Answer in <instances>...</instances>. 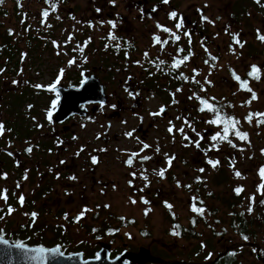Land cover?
Segmentation results:
<instances>
[{
    "label": "flooded vegetation",
    "instance_id": "af4514ba",
    "mask_svg": "<svg viewBox=\"0 0 264 264\" xmlns=\"http://www.w3.org/2000/svg\"><path fill=\"white\" fill-rule=\"evenodd\" d=\"M199 1L4 0L0 4V124L4 126L0 135V181L7 180L1 173H6L9 167L17 170L26 166L23 161L28 157L31 162L37 158L35 172H42L48 182L37 186L33 181L32 189L38 191L35 200L49 194L54 199L65 198L68 204L75 199L76 188L80 186L83 192L87 188L95 189L99 197L124 196V206L132 210L136 205L141 206L143 214L149 202L153 204L150 184L173 183L166 188L168 196L160 190L158 200L163 212L157 214L160 224L165 225L164 236L173 242H161L157 254L154 248L139 247L131 251L124 245L111 258L145 248L158 261L144 264H264V203L261 202L264 189L247 191L244 171L224 164L227 158L228 161L233 158L234 164L235 158L209 151L214 144L222 148L226 142L211 140L224 125L211 124L214 129L201 130L204 123L210 125L207 121L214 119L216 113L200 111L203 106L200 101L206 100L221 116L228 118L232 114L239 121L236 129L248 121L249 114H254L251 122L258 129L250 135L249 141L254 139L256 145L258 141L263 142L259 135L264 124L259 121L264 120V115H256L257 111L235 115L231 102L210 92L220 73L247 92L241 83L247 81L249 88L257 84L260 78L249 76V72L253 65L259 68L260 56L248 41L242 43L248 26L230 23L231 19L241 23L239 16L246 13V8L235 5L232 10H213L209 4L198 6ZM247 1L251 6H259L255 0ZM52 3H56L55 11ZM259 9L264 12L261 5ZM44 11H48L47 17L43 16ZM172 12L177 13L174 19L170 18ZM181 18L183 24L177 28ZM157 25L170 32L162 31ZM172 33L180 39L176 40ZM259 36L256 43L260 45ZM154 37H159L161 44H157ZM245 46L249 52L247 57L243 55ZM40 47L50 49L55 58H52L49 85L45 90L39 84L40 74L36 78L27 76V72L22 73L25 65L21 67L22 48ZM252 53L256 62L242 61L240 70L229 68L231 58L240 56L245 60L252 57ZM185 57L179 68L172 67L176 60ZM233 72L241 78L239 81ZM58 79L56 90H49ZM80 88L87 97L69 100L58 116L62 121H54L59 92L67 96ZM40 97L45 98L42 103L45 117L36 120L34 127L19 126L15 119L20 117V105H27L29 114H36L39 107L33 100ZM53 101H56L54 108ZM250 101H254L252 93ZM249 104V101L241 103L244 107ZM161 108L164 111L160 115H153ZM43 124L46 125L42 130L46 128L47 132L40 129ZM170 127L173 128L171 133ZM180 128L184 129L183 133ZM185 135L189 139H184ZM232 139L246 143L235 138L230 130L228 140ZM143 144L151 147L141 152ZM29 148L31 152L27 151ZM263 148L257 147L256 155L262 157ZM133 153L139 156L134 157L129 166L126 161ZM237 153L239 158L245 157L241 155L244 152ZM143 156L152 159L143 161ZM214 156L222 157L217 164L219 170L204 166L209 160L213 161ZM93 157L96 163L92 162ZM169 157H175L172 162L176 163V168L170 166L160 177L157 173L169 166ZM198 165L204 166L202 172L201 168H196ZM237 171L240 177L235 175ZM183 180V184H178ZM207 181L214 184L211 189L205 185ZM215 186L221 188L215 189ZM237 188L243 189L239 195ZM254 191L259 194L258 198L253 195ZM178 193L184 198L182 211L177 206ZM4 194L5 186H0V196ZM145 200L148 203H144ZM166 204H171L172 208ZM193 205L202 208L203 213L192 211ZM60 211L64 218L65 211ZM65 219L73 221L69 216ZM118 220L127 225L136 224L132 216H121ZM35 235L34 230L29 232L25 228L14 234L6 227L0 228V237L18 244L23 243L11 238L33 240ZM110 236L115 237V231ZM180 239L187 242H179ZM23 245L33 246L28 242ZM96 250L97 247L90 258L96 256Z\"/></svg>",
    "mask_w": 264,
    "mask_h": 264
},
{
    "label": "rangeland",
    "instance_id": "374dc122",
    "mask_svg": "<svg viewBox=\"0 0 264 264\" xmlns=\"http://www.w3.org/2000/svg\"><path fill=\"white\" fill-rule=\"evenodd\" d=\"M207 2V3H206ZM198 6L209 4V8L213 10H232V7L235 8V5H239L240 7L246 8V13H244L240 17L241 23H237L231 19V24L233 25H245L248 28L244 31V41H248V43L254 46V50L260 56L259 60V68L261 69V76L256 85H250L252 92L256 94V99L251 102L250 96L252 92H245L237 88L236 84L229 79L226 75H220L215 79L214 88L210 91L215 97H222L229 102H231L233 106V113L235 115H245L250 111H257L258 113H264V41L258 40L260 45L256 43L257 35H264V12L259 9L257 6H251L247 0H200L198 2ZM233 14V12H232ZM221 23V22H220ZM219 23V24H220ZM249 45V47H250ZM246 47L243 49L244 57H247L249 52L246 51ZM50 49L47 48H38L35 50H28L26 48H22L21 58L24 62H21V67L25 65L26 69L22 70V73L27 72V76L31 75L36 78V75L40 74L39 84L44 87L49 85L48 73L52 66V56ZM27 51V52H25ZM254 53V51H253ZM252 57L246 58L242 60V57L237 56L230 59L229 68L234 70V67L238 70L241 69V62L252 61L256 62V57L253 55ZM37 56V57H36ZM28 57V59H26ZM38 58V60H37ZM17 67V66H16ZM18 72V69H17ZM45 75V76H44ZM48 79H47V78ZM57 80H54L53 83H56ZM250 101V104L247 107L241 105V103H245ZM34 103H37L39 107L38 112L36 114H29L27 109V105L21 107L18 110L20 117H16V123L19 126L23 127H34L36 120H42L45 117V113L42 110H45L43 102H45V98H37V100H33ZM253 119H255L254 114H252ZM233 118L231 114L228 118ZM235 119V118H234ZM50 122V120H49ZM40 125V124H38ZM43 124L40 129L45 126ZM208 127L213 126L207 125L204 123L201 126V130L206 131ZM214 129V128H213ZM223 127L220 129L221 135ZM258 129L256 124L253 122L244 121L241 123V126L236 129L240 132L248 133L247 131H252L249 134L253 136L255 130ZM233 131V136L237 138L235 135L234 129H230ZM41 132L40 130H38ZM42 131L47 132L46 128ZM258 133V132H257ZM262 136V140L258 141L257 145L254 142V139L251 140L253 144L248 145L247 143H241L236 140H230L231 144L227 141L223 144L222 148L216 145V147L212 146V150H209L213 153L218 154H228L230 158L234 157L235 162L230 159L224 163L229 164L230 168L241 169L244 171L245 175V189L252 190L253 188H258L264 180L260 178L259 170L261 167H264V148L260 154L258 153L257 147H264V125L260 128V135ZM201 139V138H200ZM258 140V138H257ZM232 145H235L233 147ZM254 151V152H253ZM237 152H244L241 155L245 157H238L236 155H240ZM250 153L255 155H249ZM222 157H213V161H221ZM243 161L238 166L240 161ZM37 158L30 161L29 157L23 161V164L26 163L24 167H18L17 170H14L12 167H9L6 173H1V176H6L7 180L2 182L0 181L1 188L5 186V194L8 199L5 201L0 198V228H8L12 234L18 231V229L25 228L29 232L35 231V234L43 235L45 237V247L59 246L52 245L49 243V240H55V234L58 235L60 241L65 246L64 252L75 253L80 252L83 254L84 258H90L93 250L97 247L98 243L105 242L111 245L110 256H113L119 253L123 246L125 245L129 250H136L139 247H149L154 248L153 252L157 254L159 252V245L161 242L166 241L168 244H171L173 241L171 239H167L164 236V224H160L157 219V214L162 215V209L159 206L162 203H159L158 196L160 194V190H162L161 194L168 196L169 192L166 189L171 185L167 183H152L150 184V195L151 200H153V206L149 202V206L147 208L146 213L143 214L141 206H135L134 210L129 208L128 206H124V196L113 194L111 197L101 196L99 197L96 194V190L92 188H87L85 192H83L82 188L79 186L76 188L74 200L67 204V200L62 198L60 200L54 199L51 195L45 194L40 195L36 200L35 196L37 193L33 191V187L36 185L47 184V179L45 175L41 172H35V165L38 163ZM201 164H203L201 162ZM223 164V165H224ZM204 166L209 167L213 170H219V165L213 167L211 164L206 163ZM204 166L198 165L196 168L203 169ZM171 167L176 168V163L172 162ZM169 166L166 167L168 169ZM223 168V167H222ZM224 169V168H223ZM14 171V172H13ZM35 173L34 175H32ZM4 180V179H3ZM152 180V178H151ZM33 181H35L33 183ZM184 180L178 184H183ZM202 182L203 179H202ZM120 183L123 184V181L120 180ZM205 185H209V188H212L211 182L207 181ZM221 188L219 186H215V189ZM119 190V189H118ZM262 192V190H261ZM253 195L259 194L256 191L253 192ZM264 196L263 193H261ZM3 196V195H1ZM24 197L23 204L20 203V197ZM184 200L183 194L178 193L176 197L177 206L180 208L182 206V201ZM109 203L111 204V208L109 207ZM108 208H106V206ZM9 208L13 209L11 213H9ZM88 209V211H84ZM59 210V211H58ZM60 210L65 211V217H71L73 221H67L64 218H61ZM182 211V207L180 208ZM71 212V213H70ZM83 215L81 216V213ZM35 213V216H33ZM76 215L74 218L73 216ZM121 216H132L135 220L136 224L127 225L126 223H121L118 220V217ZM79 217V219H77ZM115 231L116 236L111 237L110 233ZM31 234V233H30ZM174 239V238H173ZM177 240V239H175ZM179 242H187L184 239L178 240ZM60 247V246H59ZM63 250V249H62ZM86 250V254L84 253ZM96 250V251H97ZM157 251V252H156ZM95 255V253H93ZM92 257V256H91Z\"/></svg>",
    "mask_w": 264,
    "mask_h": 264
},
{
    "label": "snow or ice",
    "instance_id": "6c2138e0",
    "mask_svg": "<svg viewBox=\"0 0 264 264\" xmlns=\"http://www.w3.org/2000/svg\"><path fill=\"white\" fill-rule=\"evenodd\" d=\"M3 2H4V0H0V4H2ZM163 2H164V3H168V0H163ZM259 2H260V0H257V3H259ZM51 8H52L53 11H55V10H56V3H52V4H51ZM97 11H99V9H98ZM48 15H49L48 11H44V12H43V16H44V17H47ZM176 17H177V13H176V12H172V13H170V18H173V19H174V18H176ZM202 19H203V20H207L208 18H207V17H202ZM109 23H111L112 26L115 27V24H114L113 22L109 21ZM182 24H183V18L180 19V22L176 25V27H177V28H180V27L182 26ZM157 27H158V28H161L162 31H164V32H170V29H168V28H166V27H163V26H161V25H157ZM172 35L175 36V39H176V40H179V39H180V37H179L178 35H175V33H172ZM258 38H259L260 40L264 41V35H261V36H259ZM69 39H71V37H69ZM112 39H115V37L113 36ZM154 40H155V42H156L157 44H161V40H160L159 37H154ZM163 43L166 44L167 41H163ZM236 43H239V40H236ZM241 46H242V45H241ZM81 51H82V49H81ZM145 55H147V54H145ZM186 59H187V57H185L184 59H181V60H176V61L173 63L172 67H173V68H179L180 65L183 64V63H184V60H186ZM161 63H163V61H161ZM206 63H207V61H206ZM259 72H260V69H259L257 66L253 65L251 71L249 72V76H252V77L255 78V79H259V78H260V77H259ZM233 76H234V78H235L236 80H238V81L241 79V78H240L238 75H236L234 72H233ZM58 83H59V79L56 81V83H54L53 85L50 86V89H49V90H51V91H55V90H56V84H58ZM38 87H39V86H38ZM241 87L244 88V89H246V90L249 91V92H252V89L248 87L247 81H243V82L241 83ZM178 91H179V89H178ZM256 98H257V97H256V94H255L254 92H252V99L255 100ZM198 99H199V98H198ZM213 99H214V98H213ZM173 102H175V101H173ZM200 103L203 105V106L200 108V111L203 112V111L207 110V111H211V112H215V113H216L215 118L212 119V120H210V121H207V123L215 124V125H219V124H223V125H224V127H223V135H221L220 132H217V133H215L214 135L211 136V140H212V141H227L229 144H231V141L228 140L229 131H230V129H236V125L239 123V121H238V120H235L234 118H230V117H229V118H225V117L221 116V115L219 114V110L216 109V108H214L213 105L210 104V103H208V101H206V100H201ZM249 103H250V101H249ZM52 106H53V108L56 106V101H53ZM163 111H164V109L161 108L160 112H158V113H154L153 115H160ZM256 115L259 116V115H264V114L257 113ZM51 116H52V113L49 112V113H48V117H49L50 120H51ZM178 119H179V117H178ZM246 119L248 120V122H251L252 119H253L252 114H249V116L246 117ZM185 123H188V122L185 121ZM259 123H260V124H264V120H260ZM189 127H191V125H189ZM3 131H4V126H3L2 124H0V135L3 134ZM168 131L171 133V132L173 131V128L170 127V128L168 129ZM179 131H180L181 133H183V132H184V129H183V128H180ZM193 131H195V129H193ZM127 135L131 136L132 134H131V133H128ZM197 135H200V134L197 133ZM235 135H237V136L239 137V139H241V140H247V139H248V134H247V133H242V132H240L239 130H236V131H235ZM200 138L203 139V136H201ZM184 139L187 140V139H189V137H188L187 135H185V136H184ZM195 143H196V146L199 147V141H196ZM232 146L235 147V145H232ZM150 147H151V146L148 145V144H143V147H142V149H141V152L144 151L145 149H149ZM213 147H216V145H213ZM27 151L31 152L32 149L29 148V149H27ZM157 151H159V148H157ZM136 156H139V153H133L132 156L129 158V160L126 161V163H127L129 166H131L132 163H133V158L136 157ZM141 159H142L143 161H147V160L152 159V157H150V156H143ZM174 159H175V157H169V158H168L167 163H168L169 167L172 165V161H173ZM92 162H93V163H96V162H97V160H96L95 157L92 158ZM208 163L211 164L213 167H216V165L219 163V161H212V160H209ZM166 170H167V169H161V170L157 173V175H159L160 177H163L164 174H165V171H166ZM200 171L202 172L203 169H200ZM133 175H135V173H133ZM235 175H236L237 177H240V176H241V173H240L239 171H237V172L235 173ZM259 175H260L261 179L264 180V167H261V168H260V170H259ZM143 178H144L145 180L148 179L147 176H144ZM72 179H75V177H72ZM130 183H131V182H130ZM259 188H260V189H264V183H262V184L259 186ZM235 191H236V193L239 195V194L243 191V189H242V188H237V189H235ZM0 198L4 199L5 201H7V199H8L7 195L0 196ZM19 199H20V203L23 204L24 197L21 196ZM194 199H195V198H194ZM251 199L254 200V197L251 198ZM261 202L264 203V201H261ZM133 203H135V201H133ZM144 203H148V201L145 200ZM166 206H167L169 209L172 208V205H171V204H166ZM12 211H13V209L9 208V213H11ZM84 211H88V209H85ZM192 211H194V212H199V213L202 214L204 210H203L202 208H197V207H195V205H193V207H192ZM249 212H251V208H249ZM146 214H147V213H146ZM82 215H83V212L81 213V216H82ZM33 216H35V213H33ZM77 219H79V217H78ZM173 234L175 235V234H178V233H173ZM244 239L247 240L248 238H247V237H244ZM0 240H2V237H0ZM16 247H17V248H23L24 245H23V244H17ZM31 251H35V252H39V253H44V252L47 251V250L44 249V248H39V249H32ZM51 251H52V252H59V249H58V248H57V249H52ZM97 258H99V257H97Z\"/></svg>",
    "mask_w": 264,
    "mask_h": 264
},
{
    "label": "water",
    "instance_id": "95a60500",
    "mask_svg": "<svg viewBox=\"0 0 264 264\" xmlns=\"http://www.w3.org/2000/svg\"><path fill=\"white\" fill-rule=\"evenodd\" d=\"M83 94V95H82ZM69 96V97H68ZM80 97H87L84 89L80 88L77 93L67 95L59 92V106L54 113V121L60 122L63 118H59L64 112L69 100ZM67 98V99H66ZM10 240L2 238L0 240V264H144L146 262H156L157 258L150 254V251L141 248L137 253L124 252L114 258L110 257V245L105 242L99 243V249L93 258H84L80 252L65 254L60 247H41V246H25L17 248ZM44 248L47 251L39 253L31 251L32 249ZM59 249V252H52V249ZM99 257V258H97Z\"/></svg>",
    "mask_w": 264,
    "mask_h": 264
},
{
    "label": "trees",
    "instance_id": "16d2710c",
    "mask_svg": "<svg viewBox=\"0 0 264 264\" xmlns=\"http://www.w3.org/2000/svg\"><path fill=\"white\" fill-rule=\"evenodd\" d=\"M255 2L257 3V0H255ZM257 4H259V6L261 5L262 7H264V0H260V2L257 3ZM256 6H258V5H256ZM245 141H246V143L248 145L253 144L252 142L249 141V134H248V139L245 140ZM58 229L59 228H57V234H55V237H54L55 240H53V241L52 240H49V243H51L52 245H59L60 248H61V250H62V249H64L65 246L63 245V243L59 239L60 237L58 235ZM11 239L14 240V241H16V242L23 243V244H25L26 242H28V243H30L33 246H42V247H45V245H46L44 243L45 242V237L43 235H38V234H36L34 236V239L33 240H30V237H24L22 239L21 238H11Z\"/></svg>",
    "mask_w": 264,
    "mask_h": 264
}]
</instances>
